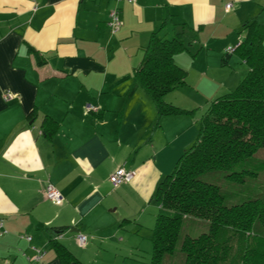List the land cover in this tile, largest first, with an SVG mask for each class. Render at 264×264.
I'll list each match as a JSON object with an SVG mask.
<instances>
[{"label":"crops","instance_id":"1","mask_svg":"<svg viewBox=\"0 0 264 264\" xmlns=\"http://www.w3.org/2000/svg\"><path fill=\"white\" fill-rule=\"evenodd\" d=\"M250 20L264 24V0H0V261L63 264L56 246L69 264H102L107 249L140 252L159 211L152 196L198 135L200 118L182 114L213 84L218 96L245 77L249 66L227 49ZM154 31L190 42L174 55L185 82L163 97L184 112L157 115L135 80ZM120 166L134 176L114 187ZM48 182L60 203L45 197Z\"/></svg>","mask_w":264,"mask_h":264},{"label":"trees","instance_id":"2","mask_svg":"<svg viewBox=\"0 0 264 264\" xmlns=\"http://www.w3.org/2000/svg\"><path fill=\"white\" fill-rule=\"evenodd\" d=\"M244 29L233 51L249 66L247 74L234 89L209 100L196 140L152 196L160 212L151 229L147 264H168L163 257L174 252L179 239L182 264H264V193L226 204L220 186L204 178L223 171L226 179L243 182L256 174L254 154L264 147V24L250 20ZM189 44L183 32L166 38L154 31L135 68V80L159 116L185 111L163 97L185 82L186 72L174 55ZM201 220L208 222L207 230L181 235L185 221ZM56 253L69 264L67 250L56 246Z\"/></svg>","mask_w":264,"mask_h":264},{"label":"rangeland","instance_id":"3","mask_svg":"<svg viewBox=\"0 0 264 264\" xmlns=\"http://www.w3.org/2000/svg\"><path fill=\"white\" fill-rule=\"evenodd\" d=\"M168 37L171 38L172 34L169 33ZM193 80H195V82L197 83L196 80L198 79L195 75H193ZM230 81L231 80H227V83L229 84ZM202 90L204 89H200L199 92H201ZM219 90H221V88L217 89V83H215L204 94H199L200 97H194L196 99V102H194V104H200L202 107L199 105H195L197 106L196 109H193L190 112L182 114V115H187L188 119L190 120V124L193 122V125H195L196 123L195 119L200 118L202 112L205 111V109L207 108L208 103L205 101V98L206 97L212 98L214 97L213 95L216 96V94L221 92ZM190 104H192V102L187 105ZM254 162L258 164V168L255 171L256 174L247 175L243 182H235L226 179L225 177L226 172L223 171H216L210 174H206L204 178L209 182H214L218 184L226 197L225 203L232 204L242 200L245 197L256 196L264 193V147L259 148L255 152ZM154 208L156 209V207ZM159 212L160 209L159 211H157L156 209V215ZM207 229H208V222L205 220H201V222H197V223H191L190 221H185L181 229V235H184L186 233H189L191 235H197L200 232L205 231ZM151 251H152L151 241L144 240L142 238V249L140 252H137L136 254L133 253V250L124 247L122 253L119 252V254L117 255H114L111 249L102 250L99 254V258L102 264H110V263L123 264L124 261L121 257L123 255L126 257L124 258L125 264H147L151 257ZM131 254L132 256H134L133 258L131 257L132 259L128 257V255ZM183 259H184V254L180 249V239H179L174 252L172 254H166L163 257V262L168 264H182Z\"/></svg>","mask_w":264,"mask_h":264},{"label":"built area","instance_id":"4","mask_svg":"<svg viewBox=\"0 0 264 264\" xmlns=\"http://www.w3.org/2000/svg\"><path fill=\"white\" fill-rule=\"evenodd\" d=\"M128 2H132L134 0H127ZM230 3H228L226 5V8L230 7ZM109 21H108V25L110 27V30L112 33H115L118 31L120 25H121V21L118 17V10L117 9H112L109 12ZM228 52H232L233 51V47H228L227 49ZM4 98H8L10 97V94L7 93L5 95H3ZM88 109L91 111H97L98 107L94 106V105H89ZM134 173L133 171L130 170H126L124 167H117L116 169L113 170V172H111L110 176H109V181L110 183L116 187L119 186L123 183H128L133 179ZM43 193L45 195V197L54 202V203H60L63 199L61 192L50 182H48L43 189ZM5 232L4 228H3V219L0 218V236ZM26 239L30 240L31 237L30 236H26ZM76 241L79 245L84 246L85 243L87 242V235L84 233H77L76 235ZM36 255H34L32 257V261L33 262H37L40 259V253L37 250ZM0 264H10L7 261H0Z\"/></svg>","mask_w":264,"mask_h":264}]
</instances>
